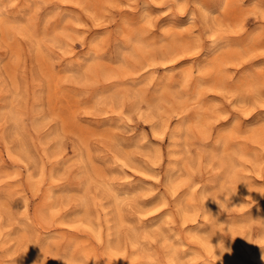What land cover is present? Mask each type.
<instances>
[{"label": "rangeland", "instance_id": "374dc122", "mask_svg": "<svg viewBox=\"0 0 264 264\" xmlns=\"http://www.w3.org/2000/svg\"><path fill=\"white\" fill-rule=\"evenodd\" d=\"M263 238L264 0H0V264H264Z\"/></svg>", "mask_w": 264, "mask_h": 264}, {"label": "bare ground", "instance_id": "6f19581e", "mask_svg": "<svg viewBox=\"0 0 264 264\" xmlns=\"http://www.w3.org/2000/svg\"><path fill=\"white\" fill-rule=\"evenodd\" d=\"M25 143H26V142H25ZM207 159H209V158H207ZM74 161H75V160H74ZM231 163H233V162H231ZM231 167H232V166H231ZM232 170H233V169H232ZM57 171H58V170H57ZM223 177H224V176H223ZM220 178H221V177H220ZM219 181H220V180H219ZM209 184H210V183H209ZM103 188H104V186H103ZM110 188H112L111 185H110ZM215 188H216V187H215ZM217 189H219V188H217ZM122 190H123V189H122ZM127 190L130 191L129 189H127ZM113 191H114V190H113ZM114 192H117V191H114ZM134 192H135V191H134ZM134 192H133V193H134ZM110 193H111V192H110ZM111 194H113V193H111ZM116 194H117V193H116ZM128 196H129V195H128ZM132 196H133V195H132ZM132 196H131V198H132ZM134 199H135V198H134ZM131 200H132V199H131ZM120 202H121V201H120ZM88 203H89V202H88ZM110 204H112V202H110ZM113 204H115V202H113ZM134 204H135V203H134ZM137 205H138V204H137ZM89 207H90V206H89ZM137 208H138V207H137ZM81 209H82V208H81ZM207 212H208V210H207ZM209 213H210V212H209ZM209 213H208V214H209ZM209 216H210V215H209ZM210 217H211V216H210ZM210 217H209V218H210ZM128 220H129V219H128ZM130 221H131V220H129V222H130ZM132 221H133V219H132ZM134 222H137V221L134 220ZM134 222H133V226H131L132 228L135 227V225H136ZM120 223H121V222H120ZM158 223H159V222H157V224H158ZM134 224H135V225H134ZM154 226H155V225H154ZM156 226H157V225H156ZM136 227H140L139 224L136 225ZM132 228H131V230H133ZM206 228H207V227H206ZM135 229H136V228H135ZM141 229H144V228L142 227ZM141 229H140V230H141ZM162 229H163V227H162ZM208 229H209V228H208ZM20 230H21V229H20ZM163 230H164V229H163ZM200 230H201V229H200ZM142 231H143V230H142ZM160 231L162 232V230H160ZM202 231H203V230H202ZM118 232H119V231H118ZM132 232H133V231H132ZM16 233H17V232H16ZM114 233H115V232H114ZM122 233H123V232H122ZM133 233H134V232H133ZM139 233H140V231H139ZM142 233H143V232H142ZM153 233H154V232H153ZM201 233H203V232H201ZM206 233H207V232L205 231L204 234L206 235ZM134 234L137 235L136 237H138V234H136V233H134ZM198 234L203 236V234H200V231H199ZM124 235H125V234H124ZM132 235H133V234H132ZM135 235H133V239H134V236H135ZM140 235H141V234H139V236H140ZM145 235H146V234H145ZM158 235H159V234H158ZM163 235H164V234H163ZM130 236H131V233H130ZM144 237H146V236H144ZM112 238H113V237H112ZM139 238H140V237H139ZM142 238H143V236H142ZM140 239H141V238H140ZM263 239H264V238H263ZM119 240H122V239H120V235H119ZM135 240H136V238H135ZM138 241H140V240H138ZM138 241H136V242H138ZM121 242H122V241H121ZM144 242H145V241H144ZM213 242H214V241H213ZM36 244H37V243H36ZM112 244L114 245L113 242H112ZM118 244H119V243H118ZM120 245H121V244H120ZM214 245H217V246H218V244H214ZM219 245H220V244H219ZM109 246H110V245H109ZM218 247L220 248V246H218ZM222 247H223V249H224V246H223V245H222ZM222 247H221V249H222ZM115 248H116V246H115ZM117 248H118V246H117ZM113 250H114V249H113ZM175 250H176V249H175ZM175 250H174V251H175ZM226 250L228 251L229 249H225V251H226ZM28 251H29V249H28ZM177 251H178V250H177ZM30 252H31V251H30ZM175 252H176V251H175ZM175 252H174V253H175ZM220 252H221V251H220ZM172 253H173V251H172ZM177 253H178V252H177ZM177 253H175V254H177ZM222 253H223V252H222ZM224 253H225V252H224ZM226 254H227V253H226ZM177 255H178V254H177ZM177 255H173V256H177ZM69 256H70V255H69ZM72 256H73V254H72ZM27 257H28V256H27ZM65 257H66V256H65ZM28 259H29V258H28ZM33 259H34V258H33ZM79 259H80V258H79ZM172 259H173V257H172ZM176 259H179V258H176ZM22 260H23V259H22ZM60 260H61V259H60ZM174 260H175V259H174ZM33 261H34V260H33ZM78 261H79V260H78ZM176 261H177V260H176ZM177 262H178V261H177ZM20 263H21V262H20ZM26 263H27V262H26ZM29 263H30V262H29ZM62 263H63V262H62ZM68 263H69V262H68ZM179 263H180V262H179ZM180 264H181V263H180ZM246 264H247V263H246Z\"/></svg>", "mask_w": 264, "mask_h": 264}, {"label": "clouds", "instance_id": "9594fccd", "mask_svg": "<svg viewBox=\"0 0 264 264\" xmlns=\"http://www.w3.org/2000/svg\"><path fill=\"white\" fill-rule=\"evenodd\" d=\"M210 198V197H209ZM209 198H205V200H204V204H205V202L209 199ZM208 243V246H209V248L210 249H212V251H213V253H215V251H216V247H218V246H214L212 243H211V239L207 242ZM51 258H53V259H58V258H56V257H51ZM221 257H218L217 256V260L218 259H220ZM119 259H124V257H119Z\"/></svg>", "mask_w": 264, "mask_h": 264}]
</instances>
